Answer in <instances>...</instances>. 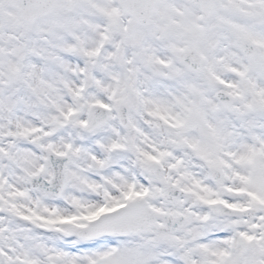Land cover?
<instances>
[{
    "label": "snow or ice",
    "instance_id": "6c2138e0",
    "mask_svg": "<svg viewBox=\"0 0 264 264\" xmlns=\"http://www.w3.org/2000/svg\"><path fill=\"white\" fill-rule=\"evenodd\" d=\"M0 264H264V0H0Z\"/></svg>",
    "mask_w": 264,
    "mask_h": 264
}]
</instances>
